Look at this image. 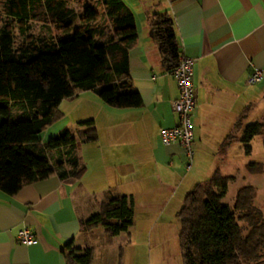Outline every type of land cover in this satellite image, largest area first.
Segmentation results:
<instances>
[{
  "label": "crops",
  "instance_id": "1",
  "mask_svg": "<svg viewBox=\"0 0 264 264\" xmlns=\"http://www.w3.org/2000/svg\"><path fill=\"white\" fill-rule=\"evenodd\" d=\"M123 2L135 18L136 38L128 46V81L138 92L141 105L112 108L91 98L105 115L102 121L96 116L84 120L92 122L96 140L78 145L74 152L78 168L84 169L80 177L61 178L56 165L53 174L21 187L13 196L0 190V264H66L63 251L82 255L91 248L94 264L100 236L87 240L80 236V220L91 216L86 212L87 199L102 197L108 190L131 196L133 226L142 223L146 230H150V219L163 217L174 201L169 214L179 225L177 214L188 192L177 201L176 194L185 182L192 187L204 183L215 170L221 173V169H228L234 156L246 154L247 146L250 152L256 142L261 147V135L248 144L240 142V137L243 126L262 120L264 0ZM152 13L171 18L180 53L194 61V156L189 170L181 147L165 146L160 140L161 130L177 124L171 102L178 98L179 91L158 55L149 21ZM253 68L260 69L263 77L249 85L247 78ZM86 128L80 127L78 133ZM61 169L69 170L64 166ZM201 179L206 180L199 182ZM24 227L35 236L34 244L17 240V231ZM129 230L120 234L123 240L130 236ZM84 248L86 251L80 254L78 251Z\"/></svg>",
  "mask_w": 264,
  "mask_h": 264
},
{
  "label": "trees",
  "instance_id": "2",
  "mask_svg": "<svg viewBox=\"0 0 264 264\" xmlns=\"http://www.w3.org/2000/svg\"><path fill=\"white\" fill-rule=\"evenodd\" d=\"M73 0H0L5 21L0 29V190L13 196L19 189L56 171L51 155L62 148L69 156V170L58 168L59 176L80 177L74 155L78 143L96 140L92 122L75 138L69 133L41 142V135L56 118L63 100L81 92L94 93L112 108H138L141 98L128 81V46L136 38L135 18L123 0H90L100 6L80 16L68 6ZM82 18L75 36L48 38L28 34L29 23L52 22L69 29ZM101 17L105 20L100 24ZM158 55L170 72L178 64L180 47L167 14L152 13ZM24 36L16 43L13 29ZM13 110H18L19 116ZM240 125V124H239ZM240 142L248 144L261 135L264 122L241 128ZM247 151L249 147L247 146ZM194 156V155H193ZM264 164L249 163L251 174ZM233 176L215 170L204 183L195 185L184 197L177 214L183 264H259L264 262V216L254 205V188L241 187L232 206L223 203ZM134 202L108 190L99 202L98 213L80 220V236L94 239L102 228L114 237L133 225ZM71 242L67 244L70 246ZM93 249L82 255L67 254L66 264H91Z\"/></svg>",
  "mask_w": 264,
  "mask_h": 264
},
{
  "label": "rangeland",
  "instance_id": "3",
  "mask_svg": "<svg viewBox=\"0 0 264 264\" xmlns=\"http://www.w3.org/2000/svg\"><path fill=\"white\" fill-rule=\"evenodd\" d=\"M68 6L78 12L80 16L88 7H93L98 12L101 11L100 6L90 0H73L68 3ZM143 15L145 16V13H143ZM80 16L69 29H64V27L52 22H30L28 24V34L48 38H61L64 35H70L71 37L75 36L77 29L79 30L82 27V16ZM97 21L102 24L105 20L101 17V19ZM6 22L5 16L0 8V29ZM13 33L16 37V43L22 42L24 36L19 34L17 28L13 29ZM85 95L86 96H81L80 98L72 100L66 99L61 102L58 107L61 117L56 118L53 124L47 127L42 133L40 138L43 144H47L52 138L67 133L76 138L79 134V128L83 126L81 122H86L84 120L88 118H94L96 116L99 121L104 120L105 112L98 109V106L91 100V98L96 99V101H100V99L91 92H87ZM101 104L103 103L101 102ZM262 105H264V100ZM104 107L109 109L106 106ZM13 111L19 116L18 110ZM262 112V120L264 122V108ZM261 143L260 147L259 142H256V148H253L254 150L252 152L247 151L246 154L234 156L233 160L235 161L230 165L231 167L229 166L228 169H221V174L234 177V180L229 183L227 194L223 199L224 204L232 206L237 191L241 187L249 184L254 188L255 192L254 205L264 216V171L261 174H251L246 169L249 163L264 164L263 141H261ZM82 144L83 143H78L79 147ZM77 153L79 152L77 151ZM68 159L69 156L65 150L54 152L51 155L52 165L54 167L57 165L59 169L63 166L65 168L68 167L66 164ZM90 171L91 169L89 168V173ZM185 173L187 172H184V174ZM198 173L202 178L201 171ZM205 180L206 179H201L199 182ZM192 186L193 185L188 186L185 182L176 194V201L181 194L189 192L193 188ZM100 200H102V197L99 195H93V197L87 199L85 207L89 216L99 212L98 206ZM174 204L175 202L172 201L171 204L168 205L167 211L160 219L157 217L150 219V230L144 229L142 223L137 224L138 226H135L136 228L133 224L129 230L131 231L130 236L124 240L121 235L114 237L103 235L102 228H96L94 233L100 236V243L95 247L94 264H183L179 244V225L177 222L173 221L175 218L169 214ZM158 206H160V204H158ZM166 215H168L167 218H165ZM127 239H130L131 243L127 241ZM85 251L86 249L84 248L78 252L82 254Z\"/></svg>",
  "mask_w": 264,
  "mask_h": 264
},
{
  "label": "built area",
  "instance_id": "4",
  "mask_svg": "<svg viewBox=\"0 0 264 264\" xmlns=\"http://www.w3.org/2000/svg\"><path fill=\"white\" fill-rule=\"evenodd\" d=\"M194 61L186 58L183 54L178 56V64L170 71V74L179 91L177 99L171 102V109L177 116V124L168 129L160 131L161 143L165 146L177 144L181 147L186 159V169L189 170L193 161L194 134L191 123V114L195 108L193 84L191 80ZM262 71L253 68L247 78V84H257L262 80ZM17 240L25 245L35 243V236L27 228H21L16 234Z\"/></svg>",
  "mask_w": 264,
  "mask_h": 264
}]
</instances>
